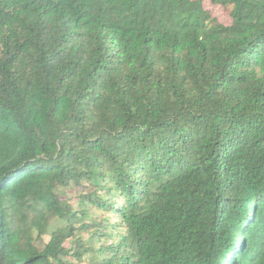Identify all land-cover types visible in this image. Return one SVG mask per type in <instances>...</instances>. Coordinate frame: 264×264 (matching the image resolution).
Listing matches in <instances>:
<instances>
[{
	"label": "trees",
	"instance_id": "trees-1",
	"mask_svg": "<svg viewBox=\"0 0 264 264\" xmlns=\"http://www.w3.org/2000/svg\"><path fill=\"white\" fill-rule=\"evenodd\" d=\"M0 264H264V0H0Z\"/></svg>",
	"mask_w": 264,
	"mask_h": 264
},
{
	"label": "rangeland",
	"instance_id": "rangeland-1",
	"mask_svg": "<svg viewBox=\"0 0 264 264\" xmlns=\"http://www.w3.org/2000/svg\"><path fill=\"white\" fill-rule=\"evenodd\" d=\"M206 6L208 8H210V9H212L213 12L215 13V15L218 16L219 19L222 22H226L227 21L226 13H224L220 8H216V7L212 8V6H210L209 3H206ZM60 193H61V196L64 199H67L69 201V203L72 204V206L74 208H76L78 206L79 199L84 194L83 191L79 190V188H77L74 185H68V186L61 187L60 188ZM63 226H64V223L61 220H59L57 218L53 219L52 222L48 226L47 232L42 237L43 242H47L49 240L50 234H51L52 231H54L56 228H60V227H63ZM76 228H77V225H74V230ZM83 236L84 235L81 234V232L76 231L73 239H76L78 237H83ZM71 242H68L67 246H70Z\"/></svg>",
	"mask_w": 264,
	"mask_h": 264
}]
</instances>
